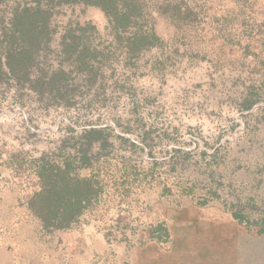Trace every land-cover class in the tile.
<instances>
[{
  "label": "rangeland",
  "instance_id": "rangeland-1",
  "mask_svg": "<svg viewBox=\"0 0 264 264\" xmlns=\"http://www.w3.org/2000/svg\"><path fill=\"white\" fill-rule=\"evenodd\" d=\"M156 1L157 40L138 53L99 8L63 5L29 73L0 71V264H264V0H170L184 32ZM23 2L0 0V39ZM87 23L103 54L90 82L63 47ZM58 72L73 96L49 92ZM90 128L112 144L100 196L69 228L41 230L38 160L72 154Z\"/></svg>",
  "mask_w": 264,
  "mask_h": 264
},
{
  "label": "trees",
  "instance_id": "trees-1",
  "mask_svg": "<svg viewBox=\"0 0 264 264\" xmlns=\"http://www.w3.org/2000/svg\"><path fill=\"white\" fill-rule=\"evenodd\" d=\"M150 0H24L12 12L8 32L0 39V71L10 75H26L48 28L49 15L53 9L63 5H84L99 8L107 18L108 32L113 35L116 46L124 45L125 53L135 54L144 47L151 46L157 40L154 31V15ZM156 10L173 21L176 29L185 31L186 17L181 4L170 0H157ZM159 4V5H157ZM92 26L69 27L65 51L74 55L77 68L87 70V81L95 78L93 69L101 66L103 54L96 53L89 40L94 34ZM124 37V38H121ZM4 42V44H3ZM96 53V54H95ZM58 72L51 78L49 92L56 96H73L78 84L71 83ZM105 129L90 128L77 137L79 146L75 152L62 159L42 156L38 160L36 176L40 180V189L34 194L31 210L39 220L40 229L52 231L69 228L79 221L89 207L97 201L98 185L103 180L100 165L105 162L101 156L112 144L104 134ZM96 150L93 151V145ZM71 153V152H69ZM60 160V161H59ZM89 168L88 176H81L80 170Z\"/></svg>",
  "mask_w": 264,
  "mask_h": 264
}]
</instances>
